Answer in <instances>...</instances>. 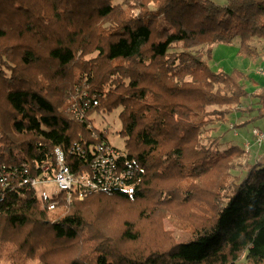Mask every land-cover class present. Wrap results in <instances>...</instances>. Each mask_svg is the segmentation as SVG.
I'll return each instance as SVG.
<instances>
[{
  "label": "trees",
  "instance_id": "obj_1",
  "mask_svg": "<svg viewBox=\"0 0 264 264\" xmlns=\"http://www.w3.org/2000/svg\"><path fill=\"white\" fill-rule=\"evenodd\" d=\"M114 1L0 0V174L3 169L6 183L0 185V249L12 247L13 264L33 258L40 264H237L241 256L250 264H264V162L249 167L213 220L186 242L144 256L131 253L132 259L111 243L103 246L105 242L92 255L77 249L64 261L49 263L57 251L49 240L70 244L87 227L97 232L84 204L95 215H105L107 199H146L158 165L178 162L183 155L179 142L187 144L211 124L205 116L197 117V105L232 110L241 98L252 97L258 116H264V88L248 93L243 72L213 71L189 50L172 51L178 43L186 48L205 43L210 53L213 44L239 38L240 53L256 57L252 42L264 41V0ZM132 8L138 13L129 12ZM93 52L94 57L84 59ZM83 82L89 94L99 97L88 115L120 108L126 152L121 164L131 177L125 188L102 190L87 200L66 204L60 194L49 210L32 190L18 185L23 173L14 175L13 166L25 162L32 170L33 161L47 160L54 146L68 150L74 142L94 141L86 123L68 111L75 85ZM191 83L194 88H186ZM213 83L218 85L214 96L200 91ZM107 84L113 88L104 91ZM171 132L176 139L170 147L165 142ZM102 139L105 134L99 132L96 140ZM83 148V154L66 152L74 172L90 159L87 145ZM160 193L162 199L171 197L167 190ZM122 225V240H136L132 221ZM42 231L51 237L39 235ZM16 237L17 244L11 242Z\"/></svg>",
  "mask_w": 264,
  "mask_h": 264
},
{
  "label": "rangeland",
  "instance_id": "obj_2",
  "mask_svg": "<svg viewBox=\"0 0 264 264\" xmlns=\"http://www.w3.org/2000/svg\"><path fill=\"white\" fill-rule=\"evenodd\" d=\"M215 1L224 2L223 0ZM121 2L122 0L114 1V3ZM129 12L135 15L138 10L132 8ZM252 45L257 50L256 57H248L240 53L239 38H234L231 44H213L210 53L209 45L205 43L190 48L178 43L172 51L189 50L198 58L207 61L209 68L213 71L243 72L246 75L244 84L247 92L254 93L264 88V41L254 39ZM95 55L96 52L86 54L84 59ZM186 80L191 82L190 77ZM192 84H187L186 88H194ZM108 86L113 88V85L107 84L104 91L111 88ZM216 87L218 85L213 83L206 89L200 88V91L214 96L213 93L218 90ZM236 107L231 110L225 106H209L203 102L197 105V117L205 116L211 124H206L203 132L199 131L196 134L195 131L196 135H192V141L187 144L179 142L183 155L178 162L158 165L160 170L146 199L133 203L107 199L103 207L105 215H95L88 203L84 204L83 209L91 212L89 215L95 220L97 232L95 233L92 227H87L78 240L70 244L49 240L51 244L57 246V251L48 258L49 263L53 260L56 263H59L61 259L64 261L69 255H74L77 249L92 255L95 248L100 249L99 246L105 242L107 243L103 246L111 243L120 255L125 254L131 258L130 254L136 252L137 256H144L153 250L167 248L171 243L186 242L196 229L210 223L232 188L245 175L249 167L264 162V142L262 145H257L252 136V130L255 128L264 131V116H258L256 98H241ZM119 111L120 108L111 113H94L91 115V123L95 134L103 132L110 144L125 152V137L119 133L121 129ZM223 112L228 114L223 115ZM218 116H226L225 121L219 123ZM169 135L170 141L166 140L165 145L172 146L171 140L176 139V136L172 132ZM162 190H167V194L171 197L162 199L160 196ZM59 191L52 182L35 188L37 196L44 199L58 194ZM89 196L81 199L73 197L68 201L63 196V199L68 204L72 199H88ZM126 219L132 221L133 229L137 233L134 241L122 240L120 237L122 224ZM6 231L11 232L10 229ZM12 233L14 237L17 235V232ZM38 234L42 237L44 235L51 237L45 231ZM17 241L18 239L11 240L15 244ZM11 249L12 247L7 244L0 249V264H13L9 259ZM24 264H40V260L33 258ZM237 264L250 263L241 256Z\"/></svg>",
  "mask_w": 264,
  "mask_h": 264
},
{
  "label": "built area",
  "instance_id": "obj_3",
  "mask_svg": "<svg viewBox=\"0 0 264 264\" xmlns=\"http://www.w3.org/2000/svg\"><path fill=\"white\" fill-rule=\"evenodd\" d=\"M88 86L85 82L75 85L72 102L68 106V111L79 122L86 123V128L90 132L92 142L83 141V145L74 142L68 149L64 150L61 146H54L47 160L40 164L33 161V169H30L29 163L22 162L19 166H13V173L18 175V185L25 186L32 190L34 196L41 201L43 207L51 210L58 203V196L63 194L66 200L70 198H85L91 194L102 190L113 188H125L127 180L131 177V170L122 167V159L126 160V154L123 150L110 144L107 139L96 140L98 135L95 134L88 115V110L98 105V96L95 93L89 94ZM89 121V122H88ZM253 141L257 145L264 142V131L260 129L252 130ZM90 154L88 163L77 171H72L71 166L66 161V152L84 153V145ZM125 163V162H123ZM0 174V185L6 183L3 179V169ZM22 170V171H21ZM12 172V171H11ZM49 182L54 183L60 190L58 194L51 195L48 198H39L35 188Z\"/></svg>",
  "mask_w": 264,
  "mask_h": 264
}]
</instances>
